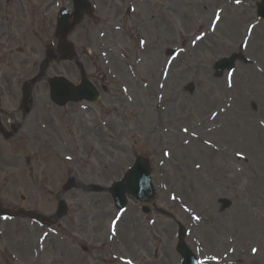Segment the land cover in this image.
Masks as SVG:
<instances>
[{
    "label": "rangeland",
    "instance_id": "obj_1",
    "mask_svg": "<svg viewBox=\"0 0 264 264\" xmlns=\"http://www.w3.org/2000/svg\"><path fill=\"white\" fill-rule=\"evenodd\" d=\"M89 1L91 18L67 35L73 56L63 61L56 17L71 0H0V207L52 224L0 223V264H179L178 226L200 264H264V229L245 216L264 217L260 0ZM230 57L234 69L218 77L216 63ZM58 77L98 81V101L53 105ZM202 141L217 151L200 156ZM137 157L150 162L154 206L128 198L117 212L109 188ZM221 159L237 171H217Z\"/></svg>",
    "mask_w": 264,
    "mask_h": 264
},
{
    "label": "water",
    "instance_id": "obj_2",
    "mask_svg": "<svg viewBox=\"0 0 264 264\" xmlns=\"http://www.w3.org/2000/svg\"><path fill=\"white\" fill-rule=\"evenodd\" d=\"M78 4V2H77ZM83 9L87 10L88 6L82 3ZM261 15H264V9L261 11ZM233 60H223L217 64L218 72L221 73L224 69L232 68ZM68 92V96L73 99H87L93 101L96 98L94 91L88 84H82L81 87L75 90H70V87L63 81H56L52 86V97H55L57 103H64L66 101L65 93ZM67 96V97H68ZM63 97V100L60 98ZM126 183H116L112 188V195L116 200V205L121 208L125 204L124 195L128 193L133 195L141 201H151L153 197V190L150 184V172L148 163L144 160H137L133 168L128 172L125 177ZM183 248V247H182ZM180 254L183 257L184 264H195L190 253L184 249H180Z\"/></svg>",
    "mask_w": 264,
    "mask_h": 264
},
{
    "label": "bare ground",
    "instance_id": "obj_3",
    "mask_svg": "<svg viewBox=\"0 0 264 264\" xmlns=\"http://www.w3.org/2000/svg\"><path fill=\"white\" fill-rule=\"evenodd\" d=\"M209 104V102H208ZM223 110L221 109H218L216 110L215 112H212L209 116V119L207 120V122H213L214 120H216L217 117H220L219 115L222 113ZM218 126H215L212 130L213 131H217V130H221L222 129V126L221 124H217ZM257 126L261 127L264 131V124H258ZM199 146L196 148V151L197 153L200 155V156H203L206 151H210V150H213V151H217L216 150V145L214 146L213 143L210 144L209 142H205V141H202L201 143L198 144ZM222 155V153H220ZM237 159L241 160V161H244L245 159H242L238 156H236ZM216 170H222L223 171V174H226V173H233L235 171H237V169L230 163H226L224 162L222 159H221V165H218L216 167ZM194 171L195 172H200L201 169L199 166H195L194 167ZM227 181L229 182V185L231 184V179H227ZM225 189L227 190H231V186H226V188H222L221 191L223 192H226ZM205 201L207 203H209V198L208 197H204ZM210 201H211V198H210ZM177 202L180 203V206H181V212H183L182 214H184L185 216H182V217H186L191 223L195 224L196 223V216L194 215L193 213V210H192V207L189 205H182L183 201L181 199H177ZM190 203L192 202L189 201ZM244 208H240L238 209L236 215H241L243 213V210ZM262 210H264V208H262ZM242 212V213H241ZM245 216L246 217H249L248 220H250L252 218V220L254 221L255 225H257V230L259 231L260 230H263L264 229V217L263 215H260L258 213H256L255 211H245ZM257 220V221H255ZM220 224V223H219ZM197 226V224H195V227ZM198 227V226H197ZM196 232V231H195ZM201 232V231H200ZM261 236V235H260ZM263 239H264V236H261ZM256 241H258V237H256Z\"/></svg>",
    "mask_w": 264,
    "mask_h": 264
},
{
    "label": "flooded vegetation",
    "instance_id": "obj_4",
    "mask_svg": "<svg viewBox=\"0 0 264 264\" xmlns=\"http://www.w3.org/2000/svg\"><path fill=\"white\" fill-rule=\"evenodd\" d=\"M10 211H11V210H10ZM19 213H20V212L17 211V214H18V215H19ZM15 217H16V216H15ZM15 217H13V218H15ZM19 217H20V215H19ZM0 222H4V221H2L1 218H0ZM2 224H4V223H2Z\"/></svg>",
    "mask_w": 264,
    "mask_h": 264
},
{
    "label": "snow or ice",
    "instance_id": "obj_5",
    "mask_svg": "<svg viewBox=\"0 0 264 264\" xmlns=\"http://www.w3.org/2000/svg\"><path fill=\"white\" fill-rule=\"evenodd\" d=\"M237 2H239V0H237ZM253 251H255V249H253Z\"/></svg>",
    "mask_w": 264,
    "mask_h": 264
}]
</instances>
